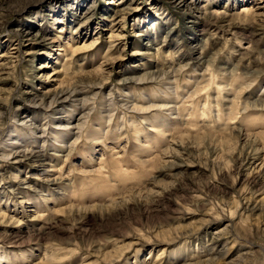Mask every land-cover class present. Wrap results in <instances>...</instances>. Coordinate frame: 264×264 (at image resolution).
<instances>
[{
	"label": "rangeland",
	"instance_id": "374dc122",
	"mask_svg": "<svg viewBox=\"0 0 264 264\" xmlns=\"http://www.w3.org/2000/svg\"><path fill=\"white\" fill-rule=\"evenodd\" d=\"M0 264H264V0H0Z\"/></svg>",
	"mask_w": 264,
	"mask_h": 264
},
{
	"label": "bare ground",
	"instance_id": "6f19581e",
	"mask_svg": "<svg viewBox=\"0 0 264 264\" xmlns=\"http://www.w3.org/2000/svg\"><path fill=\"white\" fill-rule=\"evenodd\" d=\"M248 8L247 7H245V8H243V10H247ZM250 13V12H249Z\"/></svg>",
	"mask_w": 264,
	"mask_h": 264
}]
</instances>
